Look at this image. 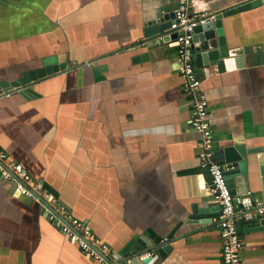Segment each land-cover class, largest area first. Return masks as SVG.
Listing matches in <instances>:
<instances>
[{
  "label": "crops",
  "instance_id": "1",
  "mask_svg": "<svg viewBox=\"0 0 264 264\" xmlns=\"http://www.w3.org/2000/svg\"><path fill=\"white\" fill-rule=\"evenodd\" d=\"M249 0H191L221 12ZM177 0H0V82L56 66L0 94V151L23 166L112 251L154 232L171 246L147 264H221L217 216L205 204L208 175L199 135L174 69L175 46L145 38L144 24ZM242 65L196 68L208 98L213 152L243 145L247 171L235 193L264 201V3L222 18ZM159 41V42H158ZM194 58V57H193ZM94 63V64H93ZM94 66L102 72L93 73ZM206 69V71H205ZM8 93V95H5ZM0 176V264H99L44 217L41 204L10 192ZM211 205H215L208 193ZM203 216V215H202ZM208 221V222H204ZM240 232L241 264H264V226ZM257 227V228H256Z\"/></svg>",
  "mask_w": 264,
  "mask_h": 264
},
{
  "label": "built area",
  "instance_id": "2",
  "mask_svg": "<svg viewBox=\"0 0 264 264\" xmlns=\"http://www.w3.org/2000/svg\"><path fill=\"white\" fill-rule=\"evenodd\" d=\"M215 12L194 11L191 0H177L169 27L157 36L159 41L175 46L174 69L181 79L182 94L190 101V127L199 135L197 157L199 166L208 175L207 191L218 205L217 226L220 238L221 264H241L242 239L236 220L251 222L264 214V201L257 202L250 191L231 193L222 165L214 157L211 124L208 119V98L201 89L202 80L193 62L195 29L213 20ZM175 34L174 37H171ZM206 71V69H205ZM5 95H8L6 93ZM0 176L21 196L41 204L44 217L65 235L69 242L99 264H132L131 256L115 258L111 247L97 237L90 227L75 217L53 193L33 182L23 166L8 160L0 151ZM130 254V253H129ZM145 255L141 256L143 258Z\"/></svg>",
  "mask_w": 264,
  "mask_h": 264
},
{
  "label": "water",
  "instance_id": "3",
  "mask_svg": "<svg viewBox=\"0 0 264 264\" xmlns=\"http://www.w3.org/2000/svg\"><path fill=\"white\" fill-rule=\"evenodd\" d=\"M262 3H264V0H249L243 2L236 6L222 10L221 12H217L213 20L198 26L195 29L193 36V62L195 67L203 68L213 63L216 70L221 72L225 69H232L234 67L241 66V49L230 48L228 46L227 39L224 34L222 18L234 14L235 12L255 7ZM172 18L173 12H169L157 19L147 21L144 24L143 29L145 38H151L150 40H152L153 37H157L167 27H169ZM174 36L175 34H172L171 37ZM165 40H167V38H164L162 42ZM94 67V74L97 75L102 72V67ZM57 69L58 67L56 66H44L35 70L23 72L21 76L16 78L13 82H0V94L14 88L24 95L31 96L32 90L30 88V84L35 80L55 73ZM221 149L222 153L217 159L215 158V160L222 165L228 187L230 192L233 194L235 193V182L233 178L243 176V174L247 171V155L249 152H253L254 150L245 149L243 145H227L223 146ZM13 189L14 188L11 187L10 192L17 195L18 193ZM199 195L205 197V204L200 206L195 203L192 205V214L189 217L193 218L195 216H200L211 219L212 217L217 216L219 207L217 204L211 205V202L208 199L207 188L200 190ZM257 218L259 219L260 227L264 226V214L258 215ZM251 222H246L243 218L237 219L236 223L238 232L240 233L245 227H248V229L251 230L255 229L254 227H249L248 224ZM166 242L167 241H163L162 237L156 235L154 232H148L146 235L141 234L136 239L129 240L122 250L113 251V253L115 258H121L125 255L131 256L132 264H147L153 257L151 254L153 250H156L158 255L162 258L166 252L170 251L171 246ZM143 255L145 256L141 258Z\"/></svg>",
  "mask_w": 264,
  "mask_h": 264
}]
</instances>
